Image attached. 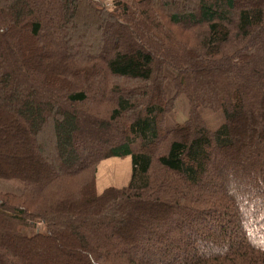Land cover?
Returning a JSON list of instances; mask_svg holds the SVG:
<instances>
[{
	"label": "trees",
	"instance_id": "1",
	"mask_svg": "<svg viewBox=\"0 0 264 264\" xmlns=\"http://www.w3.org/2000/svg\"><path fill=\"white\" fill-rule=\"evenodd\" d=\"M1 181L0 264H264V0H0Z\"/></svg>",
	"mask_w": 264,
	"mask_h": 264
},
{
	"label": "rangeland",
	"instance_id": "2",
	"mask_svg": "<svg viewBox=\"0 0 264 264\" xmlns=\"http://www.w3.org/2000/svg\"><path fill=\"white\" fill-rule=\"evenodd\" d=\"M116 0H101L98 1L108 9H112L114 2ZM105 47V46H104ZM106 49L101 48V53ZM88 53V52H86ZM91 55L96 53L92 52ZM168 82L166 84V89L170 98H173L176 94L175 87L173 86V79L176 77V73L171 69L166 71ZM189 105L185 96H180L177 100L176 109L172 112L167 119L166 127L168 129L174 127L176 124L184 123L188 118ZM202 118L205 120L207 126L211 130H216L220 128L225 122V115L222 112H213L211 110H200ZM114 136V135H113ZM112 136V137H113ZM105 142V140L98 134H93L92 137L88 138L85 141V144L88 145V150L93 146L99 145L100 143ZM139 144L134 146L135 152L139 151ZM3 148L1 149V151ZM3 153V152H2ZM132 174V160L130 157L120 159V158H110L106 161H103L98 169L97 174V188L98 192L102 194L105 190L109 188H124L128 185ZM0 192L19 195L21 194L20 188L16 187L12 183L1 181L0 182ZM38 229L44 231L45 227L42 223L38 224ZM230 231V230H228ZM30 233H34L30 231ZM182 242V241H181Z\"/></svg>",
	"mask_w": 264,
	"mask_h": 264
},
{
	"label": "built area",
	"instance_id": "3",
	"mask_svg": "<svg viewBox=\"0 0 264 264\" xmlns=\"http://www.w3.org/2000/svg\"><path fill=\"white\" fill-rule=\"evenodd\" d=\"M95 1H101V0H95Z\"/></svg>",
	"mask_w": 264,
	"mask_h": 264
}]
</instances>
